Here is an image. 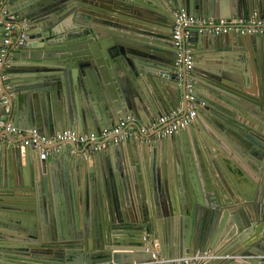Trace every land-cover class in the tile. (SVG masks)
I'll use <instances>...</instances> for the list:
<instances>
[{"label":"water","instance_id":"water-1","mask_svg":"<svg viewBox=\"0 0 264 264\" xmlns=\"http://www.w3.org/2000/svg\"><path fill=\"white\" fill-rule=\"evenodd\" d=\"M9 3L27 27L0 67V121L46 136L184 113L179 9L264 21V0ZM190 31L196 114L170 141L45 154L1 133L0 264H264V36Z\"/></svg>","mask_w":264,"mask_h":264},{"label":"built area","instance_id":"built-area-1","mask_svg":"<svg viewBox=\"0 0 264 264\" xmlns=\"http://www.w3.org/2000/svg\"><path fill=\"white\" fill-rule=\"evenodd\" d=\"M9 0H0V33L2 44L0 47V67L12 60V46L21 44L24 41V28L27 27L26 18H19L9 11ZM199 32H210L222 34L235 33H258L264 36V21L255 14L246 19H204L188 14L184 9L175 12L174 25L172 30V43L175 47L174 65L179 69V77L185 78V99L187 110L182 113L180 110H173L153 119L147 125L136 124V117L129 115L120 120L117 125L105 128L99 133L79 132L77 130L65 129L52 136L40 134L35 128L24 129L12 124L9 121H0V135L8 132L18 137L19 145H32L45 154L59 151L63 142H74L77 146L86 148V152H96L110 143H117L129 136L138 137L144 140L164 138L171 136L176 131L186 127L195 117L197 104L194 90L193 74V52L190 43L186 41L190 37L191 28ZM0 76V91L1 79ZM6 102L5 97L2 98ZM205 256V252H204ZM200 256L185 257L184 264L198 262Z\"/></svg>","mask_w":264,"mask_h":264},{"label":"crops","instance_id":"crops-1","mask_svg":"<svg viewBox=\"0 0 264 264\" xmlns=\"http://www.w3.org/2000/svg\"><path fill=\"white\" fill-rule=\"evenodd\" d=\"M12 7H13V5H12V3H9V5H8V8H9V11L14 15V17L15 16H18L16 13H14V12H12ZM42 43H44V42H42ZM41 43V44H42ZM196 64H199V65H201V66H207L209 63H207L206 61H205V63L204 62H197ZM209 65H211V64H209ZM194 79H195V75H194ZM11 92V91H10ZM12 93V92H11ZM14 93H12V95H13ZM140 113L142 114V118L145 120V121H147L148 120V115L146 114V113H144L143 112V110H141L140 111ZM163 115V114H162ZM136 117V116H135ZM145 125H147L148 123L147 122H145L144 123ZM177 133V131L175 132V133H173L171 136H168V137H164V138H167V139H169V141H170V139L171 138H173L172 136H174L175 134ZM12 139L11 140H18V137L16 136H12L11 137ZM0 140H3V138L2 139H0ZM112 145V143H110V144H108L107 146H105V147H102L100 150H98V151H96L95 153H97V152H100V151H103L104 149H107L109 146H111ZM218 242H220L219 244H218V246H221L222 245V243H221V241H218ZM217 253H212V254H210V256H215V257H217L218 255H216ZM195 256V255H194ZM192 257V256H191ZM165 261H171L170 259H164ZM162 262H163V260H162Z\"/></svg>","mask_w":264,"mask_h":264},{"label":"bare ground","instance_id":"bare-ground-1","mask_svg":"<svg viewBox=\"0 0 264 264\" xmlns=\"http://www.w3.org/2000/svg\"><path fill=\"white\" fill-rule=\"evenodd\" d=\"M210 254H212L211 252L208 253V257L210 256Z\"/></svg>","mask_w":264,"mask_h":264},{"label":"rangeland","instance_id":"rangeland-1","mask_svg":"<svg viewBox=\"0 0 264 264\" xmlns=\"http://www.w3.org/2000/svg\"><path fill=\"white\" fill-rule=\"evenodd\" d=\"M185 258V257H184ZM179 261H181V258H179Z\"/></svg>","mask_w":264,"mask_h":264}]
</instances>
